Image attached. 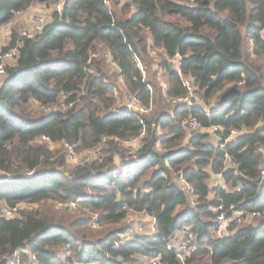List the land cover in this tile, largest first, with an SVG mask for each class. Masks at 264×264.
<instances>
[{"label":"trees","instance_id":"obj_1","mask_svg":"<svg viewBox=\"0 0 264 264\" xmlns=\"http://www.w3.org/2000/svg\"><path fill=\"white\" fill-rule=\"evenodd\" d=\"M33 1L0 0V28ZM262 32L264 0H64L34 35L11 32L3 50L16 48L17 57L0 84V209L34 206L0 216V264L15 254L18 264L31 254L33 264H132L139 255L160 264H264ZM150 47L163 51L157 65L165 87L150 72ZM103 52L129 95L145 107L152 100L146 114L112 110L118 90ZM176 54L178 71L169 61ZM186 78L215 105L170 110L164 101L187 96ZM190 115L199 129L186 137L181 120ZM39 136L78 151L99 147V154L69 167L63 150L35 142ZM132 139L135 150L124 145ZM76 200L78 215L46 203ZM220 205L229 221L218 235ZM130 211L153 216L156 230L143 234L148 224L115 246L132 233L123 225ZM235 212L239 222L230 219ZM186 232L197 250L180 261L167 246Z\"/></svg>","mask_w":264,"mask_h":264},{"label":"rangeland","instance_id":"obj_2","mask_svg":"<svg viewBox=\"0 0 264 264\" xmlns=\"http://www.w3.org/2000/svg\"><path fill=\"white\" fill-rule=\"evenodd\" d=\"M64 1V0H62ZM127 1V0H125ZM58 2H48L47 0H34L26 9V11H24L21 14H17L15 15L10 22L6 23L5 25H3L0 28V50H3L4 47H6L8 45V41L10 39V35L11 32H16V34H18L19 36H22V33H28L31 35H34L35 33H37L36 31V23L33 21V19H35L37 16L38 17H42L44 22L48 21V19H50L52 17V14L56 11V3ZM130 13L134 12L135 7L130 4ZM127 13V15H129ZM264 37V36H263ZM247 46H249V44H247ZM107 52H103L102 56L106 57L105 60L107 59L106 63H109L108 69H109V73L112 74L115 79H116V84H117V90L118 92L114 95L115 97V103L113 104V109L112 110H116L117 108H120L121 106H125V104L127 103V106L130 105L132 109H137L139 110V106L140 104L138 102H133L131 99H133L134 97L129 95V93H127V90L125 88V86L123 85V83L121 82V78L118 74V69H116L115 64L112 63L111 58L106 55ZM163 54L162 49H156L154 47H150L149 50V56L151 58V64H150V72L153 76H155L157 78V81L160 83V85L162 87H165V77H164V71L157 65L158 63V59L159 57ZM138 65L141 68L143 77L144 76H148L147 72L145 70V67L143 66V64H141L139 61ZM107 63V64H108ZM170 63L172 65V67L175 69L176 64L178 65V63L174 62V60H170ZM167 105L168 108H170V110H172V107H174L173 105H171L170 103H168L166 100L164 101ZM188 102H192V104H196L198 106L204 107L205 110H208L210 106H214L215 105V101L214 99H212L211 101H209V105L207 106L204 102V100L202 99L201 95L196 92L194 89L192 91V94L189 96ZM150 109L153 108V102L152 100H150L149 103ZM31 108L34 110V107L31 106ZM51 109H57L56 107H49L46 109H43V111H49ZM62 108H60L59 110H61ZM145 112V111H144ZM142 113V114H146V113ZM38 114V113H37ZM209 133H213V132H209ZM235 135H233L232 137H230V139H233ZM210 141H212L213 143L217 142V138L214 135H210ZM38 143H46L48 145V147L50 149H62L63 152L66 155L67 158V164L69 167H71L72 165H75V160H74V154L79 156V161L78 164L81 163L83 161V158L86 155H80L77 148H74V150L72 152H70L69 150H67L64 145L61 142H53V141H48V140H43V141H38ZM139 140L138 139H132L130 141H126L124 142L125 147H127L130 150H135L137 147L140 146ZM264 149V147H263ZM99 159V158H98ZM120 162H122V160L119 158L118 155L114 156V162L113 165H118ZM262 168H264V164L262 166ZM3 174L2 172H0V180L3 179L2 178ZM4 180V179H3ZM215 178L213 177L212 179V183H214ZM53 203V207L58 209V206H56V203L54 204V202L52 201H48L46 203ZM34 205H24V207L27 208H32ZM79 209V208H78ZM78 209H76L73 212L70 213H74L75 215L80 214V211H78ZM73 210V209H72ZM1 213V212H0ZM95 215L92 214V218H94ZM145 217L142 213L140 212H130L129 215L126 217L125 221L123 222V225L125 224L126 226H128L130 229V231L132 233L135 234H140V230H146L147 225L150 223V219L147 220H143ZM129 219V221H127ZM251 218H248L246 222L251 221ZM228 225L223 226V230L224 233L226 234V227ZM141 228V229H140ZM140 229V230H139ZM80 263V262H78ZM30 264V263H28ZM33 264V263H31ZM132 264H149L148 263V259L142 256H136L135 261Z\"/></svg>","mask_w":264,"mask_h":264},{"label":"built area","instance_id":"obj_3","mask_svg":"<svg viewBox=\"0 0 264 264\" xmlns=\"http://www.w3.org/2000/svg\"><path fill=\"white\" fill-rule=\"evenodd\" d=\"M48 2H55L57 0H47ZM193 0H189V2H192ZM63 2L62 0H58V2L56 3V11H60L61 8H62V5H63ZM28 8V7H27ZM26 8V9H27ZM26 9H24L23 11H20V12H15V15L17 14H21L23 13L24 11H26ZM14 15V16H15ZM33 21L36 23V32L40 31V29L43 27V25L47 22H44L43 18L42 17H36L35 19H33ZM262 35H264V32H262ZM22 36H32L31 34H28V33H25L23 32L22 33ZM92 55V54H91ZM90 55V56H91ZM16 57H17V49L16 48H11V49H7V50H0V84L2 83L4 77L6 76V67L7 66H10L14 63V61L16 60ZM110 57V55H109ZM175 59L179 60V57L178 56H175ZM112 61V59H111ZM113 64H115L114 61H112ZM116 66V64H115ZM184 85L185 87L187 88V91H188V94L187 96H176V97H167L166 100L168 103H170L171 105L173 106H179L181 104H192V102H188V99H189V96L192 94V91H193V86L191 84V81L189 79H187L185 82H184ZM133 102H138L135 98L131 99ZM63 105V104H62ZM126 107L131 108L130 105L127 106V103L125 104ZM64 109V106H62V109ZM54 110H59V109H54ZM132 110H135V111H141V112H147L148 110H150V106L148 107H145V106H142L140 105L139 106V110L137 109H132ZM59 114L62 116L63 115V112L62 111H59ZM181 125L183 126V128L187 131L188 135H190L192 132H194L195 130L199 129V123L198 121L193 117V116H188V117H185L181 120ZM218 130L217 127H212V132ZM144 133L142 132V135ZM233 135H236V131L235 130H230V133H229V136L228 138L230 139V137H232ZM43 141V140H50L48 137L46 136H39L37 138H35V142L38 143V141ZM57 142H61L64 147L69 150L70 152H72L74 150L73 148V145L65 142V141H57ZM220 147H222V145H220ZM79 154L82 156V155H86L84 157H81V158H95L98 156L99 154V147H94V148H87V149H83L81 152H79ZM226 158H227V163H230L231 164V159L229 156L225 155ZM79 156L76 154H74V160H75V163H78L79 161ZM126 171V170H125ZM34 174V170H28L26 172V176L27 177H31L33 176ZM261 175L264 176V169L261 171ZM11 175H7V178H10ZM181 181L183 182V185L185 187V189H188L190 191V193H192V187L189 183H187L186 181L183 180V178H181ZM77 200L76 201H68V203H61V202H56V206L58 207H68L69 209H77L79 206L77 204ZM192 203V201H191ZM24 203H18L14 206H11V207H6V206H3L1 207L0 209V216L1 217H4L6 219H10V218H13L14 216H16L20 211H23L25 208L27 207H24ZM28 205V204H26ZM124 208H127L126 205H124ZM232 208V206L230 207ZM132 212V211H130ZM218 214H217V217H216V222L218 223V235H221L223 234L224 230H223V226L225 225H228V219H227V216H226V213L224 212L223 208H222V205H220L218 207ZM241 215L242 212H235L234 216H231L230 219H234V218H237L238 219V222L241 220ZM255 215H257L256 213H251V214H247L246 216L248 217H254ZM150 226H148V229H147V232L148 234H151L153 232H155V219L153 216H151V221L149 223ZM134 235V233H125L123 235L120 236V238L118 239V241L115 243V246H119L122 242L124 241H127L129 239L132 238V236ZM168 249H171L176 258L179 259L180 261H184V259L188 256H190L194 251L197 250V245L194 241V235L193 233L191 232H186L182 235H180L176 242L174 243H170L168 244L167 246ZM29 260H28V263H32V261L35 259V257L31 254L29 255ZM19 257H18V254H15L14 256V259L10 260L9 264H18L19 263ZM148 263L149 264H160V260H159V257L158 256H152V257H149L148 258ZM72 264H83V263H78V262H75V263H72Z\"/></svg>","mask_w":264,"mask_h":264},{"label":"crops","instance_id":"obj_4","mask_svg":"<svg viewBox=\"0 0 264 264\" xmlns=\"http://www.w3.org/2000/svg\"><path fill=\"white\" fill-rule=\"evenodd\" d=\"M175 56H178L179 59H180V56H179L178 54H176ZM175 56L172 57V58H170L169 61H170V60H172V61L174 60V62L178 63L179 60L175 59ZM175 69L178 71V66H177V64H176ZM179 75H180V72H179ZM187 79H189V78L183 79V85H184V82H185ZM189 80L191 81V79H189ZM184 86H185V85H184ZM193 89H194V88H193ZM187 117H188V116H187ZM207 130H208L209 132H212V131H210V130H212V127H211V128H208ZM188 136H190V135H186V137H188ZM217 141H218V139H217ZM263 169H264V168H261V170H260V172H259V178H260V179H263V178H264V176L261 175V171H262ZM213 177L215 178V180H217V178H219L217 175H213V176L211 177V180L213 179ZM193 198H194V197H193L192 195H189V200L193 201ZM191 201H190V203H191ZM140 213H142V212H140ZM143 215H144V217H145L143 220H147V221H148V220L150 219V221H151V216H149V215H147V214H145V213H143ZM148 218H149V219H148ZM248 218H251V217L246 216V220H247ZM253 218H254V217H252V219H253ZM252 219H251V221L254 220V219H253V220H252ZM249 222H250V221H249ZM149 226H150V225H149ZM140 229H141V228H140ZM140 229H139V230H140ZM143 234H148V232H143Z\"/></svg>","mask_w":264,"mask_h":264}]
</instances>
